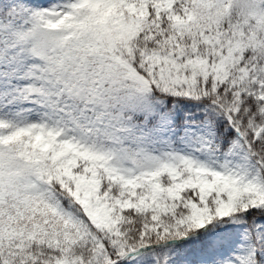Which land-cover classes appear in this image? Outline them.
Segmentation results:
<instances>
[{
	"label": "snow or ice",
	"instance_id": "6c2138e0",
	"mask_svg": "<svg viewBox=\"0 0 264 264\" xmlns=\"http://www.w3.org/2000/svg\"><path fill=\"white\" fill-rule=\"evenodd\" d=\"M0 264H264V0H0Z\"/></svg>",
	"mask_w": 264,
	"mask_h": 264
}]
</instances>
